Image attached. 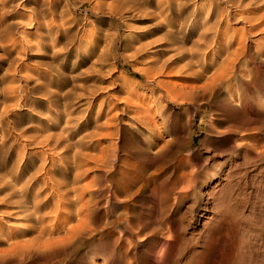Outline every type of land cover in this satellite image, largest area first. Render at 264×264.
Wrapping results in <instances>:
<instances>
[{"label": "rangeland", "instance_id": "1", "mask_svg": "<svg viewBox=\"0 0 264 264\" xmlns=\"http://www.w3.org/2000/svg\"><path fill=\"white\" fill-rule=\"evenodd\" d=\"M98 1L0 0V108L5 107L6 110L1 112L0 109V115H3L0 116V181L5 183L6 168L17 162L14 156L17 159L19 156L16 154L22 148L30 162L25 174H35L29 180L32 183L28 182L29 193L26 196L9 189L0 192V211L4 210L0 212V264H94L93 260L100 262L104 255L111 258L107 264L118 261V264H162L165 261V264H264V1ZM243 2L249 3L245 5ZM118 6L122 9L118 10ZM125 6L126 11L123 9ZM210 20L217 22L210 26ZM133 35L138 36L135 38ZM111 37L115 38L114 41ZM139 45L144 46L141 48L147 54ZM130 51L136 53L131 54ZM194 57H199V60L195 61ZM165 59L166 65L159 66L158 62ZM184 61H188V65ZM152 62L153 66L155 63L158 65V74L155 66L152 68ZM147 65L152 70L148 71ZM157 76L162 78L161 81ZM46 134L51 136L46 138ZM55 134L56 137L61 134L58 143L55 142ZM45 139H49L51 144L55 142L53 147L50 146L54 151L47 147L50 144L47 145ZM36 152H41L42 157ZM45 153L49 154L46 164L43 167L41 162L38 166L47 155ZM59 158L64 162L61 163ZM108 158L112 160L111 165ZM77 171L79 175L74 181ZM56 181L63 182L64 190L68 191L61 204H58V196L52 194L57 187ZM156 181L160 182L157 184ZM42 205L44 209L40 207ZM37 211L40 216L34 217ZM81 217H86L85 225ZM78 218L83 222L79 221L80 229L77 226L73 233ZM3 222L6 224L2 225ZM41 223L50 227L54 225L55 230L61 231L51 234L44 231L46 236L44 232L39 234ZM69 225L74 231L66 232ZM81 225L85 227L81 228ZM15 235H20L16 236V241L13 240ZM70 235L74 241L70 240L73 238ZM47 236L61 237V240L57 238V245L58 242L52 238L56 245L52 246V239L49 241ZM22 238L27 239L25 242L29 245L20 242ZM45 238L49 241H46L48 247L43 242ZM62 238H67L64 243ZM164 240L168 241L169 248L159 263L151 250L156 248L154 251H158ZM17 241L23 248L16 244ZM126 241L127 245H132L127 246ZM13 243L15 245L12 246ZM30 244L35 245L34 248ZM117 250L121 254L127 250V259L126 254L117 258ZM110 252L116 255L111 256Z\"/></svg>", "mask_w": 264, "mask_h": 264}, {"label": "bare ground", "instance_id": "2", "mask_svg": "<svg viewBox=\"0 0 264 264\" xmlns=\"http://www.w3.org/2000/svg\"><path fill=\"white\" fill-rule=\"evenodd\" d=\"M52 1H53V0H52ZM99 1H100V0H99ZM99 1H98V3H99ZM125 1L128 2V0H124V2H125ZM130 1H132V0H130ZM133 1H134V0H133ZM137 1H138V0H137ZM168 1H169V0H168ZM171 1H172V0H171ZM251 1H252V0H251ZM255 1H258V0H255ZM259 1H261V0H259ZM263 1H264V0H263ZM134 2L136 3V0H135ZM156 2H157V1H156ZM174 2H175V1H174ZM177 2H178V1H176V3H177ZM240 2H241V0H240ZM157 3H158V2H157ZM159 3H160V1H159ZM167 3H168V2H167ZM181 3H182V1H181ZM243 3L245 4V3H249V2H243ZM251 3H252V2H251ZM257 3H258V2H256V5H257ZM260 3H261V2H260ZM104 4H105V3H104ZM111 4H112V3H111ZM153 4H155V3H153ZM164 4H166V3H164ZM164 4H163V5H164ZM183 4H184V3H183ZM183 4H182V5H183ZM252 4H253V3H252ZM109 5H110V4H109ZM161 5H162V4H161ZM168 5H169V4H168ZM245 5H246V4H245ZM253 5H254V4H253ZM115 6H116V5H115ZM159 6H160V5H159ZM174 6H175V5H174ZM179 6H181V5H178L177 7H179ZM242 6H244V5H242ZM257 6H259V5H257ZM120 7H121V9H122V6H120ZM120 7L118 6V10H119ZM123 7H124V6H123ZM128 7H129V6H128ZM131 7H132V6H130V9H131ZM154 7H155V6H154ZM156 7H157V5H156ZM110 8H111V7H110ZM110 8H109V9H110ZM115 8H116V7H115ZM149 8L151 9V6H150ZM159 8H160V7H159ZM162 8H163V7H162ZM162 8H161V9H162ZM165 8H166V7H165ZM167 8H168V7H167ZM170 8H171V7H170ZM196 8H197V7H196ZM243 8H244V7H243ZM254 8H255V7H254ZM263 8H264V7H263ZM116 9H117V8H116ZM123 9L126 11V9H127L126 6H125V8H123ZM128 9H129V8H128ZM133 9H136V8H133ZM147 9H148V7H147ZM150 9H149V10H150ZM155 9H156V8H155ZM157 9H158V8H157ZM157 9H156V10H157ZM168 9H169V8H168ZM176 9H177V8H176ZM234 9H235V8H234ZM247 9H248V8H247ZM247 9H246V10H247ZM1 10H2V9H1ZM124 10H123V12H124ZM131 10H132V9H131ZM166 10H167V9H166ZM166 10H165V11H166ZM120 11H122V10H120ZM128 11H129V10H128ZM137 11H139V10H136V12H137ZM157 11H159V10H157ZM163 11H164V10H163ZM165 11H164V12H165ZM182 11H183V10H182ZM190 11H191V10H190ZM256 11H257V10H256ZM3 12H4V11H3ZM131 12H132V11H131ZM139 12H140V11H139ZM139 12H138V14H139ZM144 12H146V8H145V11H144ZM152 12H154V11H152ZM159 12H160V11H159ZM159 12H158L157 14H159ZM164 12H163V13H164ZM167 12H168V11H167ZM169 12H170V10H169ZM209 12H210V10H209ZM212 12H213V11H211V13H212ZM224 12H225V11H224ZM257 12H260V11H257ZM257 12H256V13H257ZM129 13H130V12H129ZM132 13H134V12H132ZM165 13H166V12H165ZM213 13H216V12L214 11ZM222 13H223V12H222ZM249 13H250V12H249ZM261 13H262V12H261ZM117 14H118V13H117ZM120 14H121V13H120ZM127 14H128V12H127ZM138 14H137V16H138ZM142 14H143V13H142ZM250 14H251V13H250ZM263 14H264V12H263ZM122 15H123V14H122ZM128 15H129V14H128ZM134 15H135V14H134ZM147 15H148V14H147ZM150 15H151V14H150ZM152 15H153V13H152ZM154 15H155V14H154ZM154 15H153V16H154ZM159 15H160V14H159ZM207 15H208V14H207ZM254 15H255V14H254V12H253V16H254ZM258 15H259V14H258ZM117 16H119V15H117ZM130 16H131V14H130ZM148 16H149V15H148ZM211 16H212V15H211ZM218 16H219V15H218ZM260 16H261V15H260ZM128 17H129V16H128ZM143 17H145V16H143ZM156 17H157V16H156ZM209 17H210V15H209ZM213 17H214V16H213ZM216 17H217V16H216ZM255 17H256V15H255ZM258 17H259V16H258ZM123 18H124V17H123ZM130 18H131V17H130ZM146 18H147V17H146ZM152 18H153V17H152ZM158 18H159V17H158ZM248 18H250V16H249ZM131 19H132V18H131ZM138 19H139V18H138ZM159 19H160V18H159ZM159 19H156V21L159 20ZM213 19H214V18H213ZM225 19H226V18H225ZM32 20H33V19H32ZM32 20H31V21H32ZM125 20H126V19H125ZM148 20H149V19H148ZM150 20H152V19H150ZM165 20H166V19H165ZM167 20H168V19H167ZM208 20H209V18H208ZM214 20H215V19H214ZM221 20H222V19H221ZM123 21H124V20H123ZM132 21H133V20H132ZM170 21H171V19H170ZM210 21H211V20H210ZM219 21H220V20H219ZM225 21H226V20H225ZM228 21H230V20H228ZM231 21H232V19H231ZM231 21H230V22H231ZM124 22H126V21H124ZM127 22H128V20H127ZM143 22H144V21H143ZM154 22H155V21H154ZM157 22H158V21H157ZM216 22H217V21H216ZM216 22H215V23H216ZM230 22H229V23H230ZM28 23H29V22H28ZM129 23H130V22H129ZM129 23H127V24H129ZM150 23H151V22H150ZM150 23H149V24H150ZM212 23H214V22L211 21L210 26H212ZM215 23H214V24H215ZM218 23H219V22H218ZM224 23H225V22H224ZM253 23H254V22H253ZM34 24H35V23H34ZM132 24H133V22H132ZM145 24H146V23H145ZM145 24H144V25H145ZM149 24H147L148 27H149ZM151 24H152V23H151ZM154 24H156V22H155ZM154 24H153V25H154ZM160 24H161V23H160ZM163 24H164V23H163ZM30 25H32V24H30ZM36 25H37V24H36ZM42 25H43V24H42ZM255 25H256V24H255ZM46 26L48 27L49 25L46 24ZM129 26H131V25H128V27H129ZM132 26L134 27V25H132ZM154 26H155V25H154ZM161 26H162V25H161ZM252 26H253V25H252ZM36 27H37V26H36ZM41 27H42V26H41ZM44 27H45V26H44ZM150 27H151V26H150ZM150 27H149V28H150ZM45 28H46V27H45ZM130 28H131V27H130ZM137 28H138V27H137ZM137 28H136V29H137ZM139 28H141V27H139ZM153 28H154V27H153ZM157 28H159V27H157ZM160 28H161V27H160ZM163 28H164V27H163ZM163 28H161V29H163ZM165 28H166V27H165ZM208 28H210L209 25H208ZM252 28H253V27H252ZM252 28H251V30H252ZM36 29H38V28H36ZM46 29H47V28H46ZM133 29H134V28H133ZM143 29H144V27H143ZM167 29H168V28H167ZM206 29H207V28H206ZM130 30H131V29H130ZM150 30H151V28H150ZM38 31H39V30H38ZM45 31H46V30H45ZM48 31H50V30H48ZM152 31H153V30H152ZM249 31H250V30H249ZM254 31H256V29H254L253 32H254ZM50 32H51V31H50ZM50 32H49V33H50ZM146 32H148V31H146ZM218 32H219V31H218ZM47 33H48V32H47ZM102 33L104 34V32H102ZM254 33H255V32H254ZM51 34H52V33H51ZM103 34H101V35H103ZM133 34H134V33H133ZM152 34L154 35V33H152ZM215 34H216V33H215ZM217 34H218V33H217ZM249 34H250V33H249ZM85 35H86V34H85ZM142 35H143V34H142ZM146 35H147V34H146ZM150 35H151V34H150ZM166 35H167V34H166ZM219 35H221V34H219ZM131 36H132V35H131ZM133 36H134V35H133ZM135 36H136V35H135ZM135 36H134V37H135ZM137 36H138V35H137ZM137 36H136V37H137ZM143 36H144V35H143ZM136 37H135V38H136ZM152 37H153V36H152ZM212 37H213V35H212ZM103 38H104V37H103ZM105 38H106V36H105ZM111 38H112V37H111ZM113 38H114V37H113ZM113 38H112V39H113ZM132 38H133V37H132ZM138 38H139V37H138ZM138 38H137L136 40H138ZM144 38H145V37H144ZM238 38H239V37H238ZM262 38H263V37H262ZM112 39H111V41H112ZM114 39H115V38H114ZM114 39H113V41H114ZM116 39H117V38H116ZM129 39H130V38H129ZM140 39H142V38H140ZM260 39H261V38H260ZM260 39H259V41H261ZM94 40H95V39H94ZM97 40H98V39H97ZM97 40H96V41H97ZM148 40H150V39L147 38V41H148ZM151 40H153V38H151ZM159 40H160V39H158V41H159ZM100 41H101V40H100ZM105 41H106V40H105ZM109 41H110V40H109ZM130 41H131V40H130ZM142 41H144V39H143ZM145 41H146V40H145ZM154 41H156V39H155ZM154 41H152V42H154ZM92 42H93V41H92ZM97 42H98V41H97ZM97 42L95 43V46H96ZM107 42H108V41H107ZM115 42H117V41H115ZM131 42H132V41H131ZM133 42H134V41H133ZM149 42H150V41H149ZM149 42H148V43H149ZM245 42H246V41H245ZM251 42H252V41H251ZM62 43H63V42H62ZM113 43H114V42H113ZM141 43H143V42H141ZM246 43H247V42H246ZM256 43H257V42H256ZM262 43H263V42H262ZM104 44H105V42H104ZM132 44H133V43H132ZM137 44H138V43H137ZM137 44H135V45L137 46ZM139 44H140V43H139ZM149 44L151 45V42H150ZM149 44H147V42H146V47H147ZM249 44H250V43H249ZM258 44H259V43H258ZM258 44H255V45H258ZM263 44H264V43H263ZM89 45H90V44H89ZM107 45H108V44H107ZM128 45H129V44H128ZM133 45H134V44H133ZM133 45H132V46H133ZM140 45H141V44H140ZM140 45H139V46H140ZM143 45H144V43H143ZM143 45L140 46L139 48L142 49L141 47H144ZM161 45H162V44H161ZM235 45H236V44H235ZM245 45H246V44H245ZM93 46H94V45H93ZM105 46H106V44H105ZM105 46H104V47H105ZM132 46H130V47H132ZM156 46H157V45H156ZM22 47H23V46H22ZM89 47H91V46H89ZM158 47H159V46H158ZM251 47H252V46H251ZM258 47H259V46H258ZM261 47H262V46H261ZM133 48H134V46H133ZM135 48H136V47H135ZM147 48H148V47H147ZM87 49H88V48H87ZM115 49H116V48H115ZM126 49H127V48H126ZM128 49H129V48H128ZM130 49H131V48H130ZM140 49H138V50H140ZM148 49H149V48H148ZM151 49H152V48H151ZM154 49H155V47H154ZM258 49H259V48H258ZM104 50H105V49H104ZM132 50H133V51L135 50L136 52H138L136 49H132ZM132 50H131V51H132ZM146 50H147V49H146ZM161 50H162V47H161ZM71 51H73V50H71ZM78 51H79V50H78ZM101 51H102V50H101ZM131 51H130V52H131ZM142 51L146 52V51L144 50V48L142 49ZM147 51H148V50H147ZM149 51H150V50H149ZM149 51H148V52H149ZM75 52H76V50H75ZM103 52H104V51H103ZM136 52H135V53H136ZM160 52H162V51H160ZM259 52H260V51H259ZM78 53H79V52H78ZM82 53H83V52H82ZM132 53H134V52H131V54H132ZM135 53H134V54H135ZM149 53H150V52H149ZM153 53H154V51H153ZM157 53H158V51H157ZM162 53H163V52H162ZM86 54H87V53H86ZM101 54H102V53H101ZM103 54H104V53H103ZM131 54H130V55H131ZM139 54H140V53H139ZM146 54H147V52H146ZM75 55H76V54H75ZM78 55H80V54H78ZM144 55H145V54H144ZM168 55H169V54H168ZM168 55H167V57H168ZM173 55H174V54H173ZM173 55H171V56L173 57ZM201 55H202V54L200 53V56H201ZM72 56H73V55H72ZM102 56H103V55H102ZM102 56H101V57H102ZM114 56H115V55H114ZM132 56L134 57L135 55H132ZM157 56H158V55H157ZM157 56H156V57L153 56V57L158 58ZM163 56H164V55H163ZM69 57H70V56H69ZM75 57H76V56H75ZM138 57H139V56H138ZM144 57H145V56H144ZM144 57H143L142 59H144ZM148 57H150V56H148ZM161 57H162V56H161ZM165 57H166V55H165ZM167 57H166V58H167ZM202 57H203V56H202ZM99 58H100V56H99ZM150 58H152V56H151ZM150 58H148V59H150ZM159 58H160V57H159ZM169 58H170V57H169ZM184 58H185V57H184ZM184 58H183V59H184ZM194 58H195V57H194ZM136 59H137V58H136ZM138 59H139V58H138ZM145 59H146V58H145ZM152 59H153V58H152ZM171 59H172V58H171ZM191 59H193V57H192ZM195 59H197V60H195V61H198V60H199V57H198V58H195ZM204 59H205V57H204ZM206 59H207V58H206ZM72 60H73V59H72ZM75 60H76V59H75ZM99 60H101V59H99ZM139 60H141V59H139ZM160 60H161V58H160ZM160 60H159V61H160ZM179 60H180V59H179ZM188 60H189V59H188ZM200 60H202V59H200ZM53 61H54V60H53ZM141 61H142V60H141ZM144 61H145V60H144ZM144 61H143V63H144ZM162 61H163V60H162ZM75 62H76V61H75ZM75 62H72V63L75 64ZM149 62H151V61H149ZM153 62H157V61H153ZM153 62H152V66H153ZM184 62H185V61H184ZM190 62H191V61H190ZM200 62H201V61H200ZM203 62H205V60H203ZM166 63H167V59H165L162 63L158 62V65H159V66H160V65H161V66L163 65V67H164V66L166 65ZM170 63H172V62H170ZM176 63H177V62H176ZM180 63H181V62H180ZM185 63H186V62H185ZM187 63H188V61H187ZM187 63H186V64H187ZM193 63H194V62H193ZM144 64H145V63H144ZM147 64H148V63H147ZM155 64H156V63H155ZM155 64H154V66H155ZM168 64H169V62H168ZM182 64H183V63H182ZM196 64H197V63H196ZM150 65H151V64H150ZM158 65H156V66H158ZM169 65H170V64H169ZM187 65H188V64H187ZM217 65H218V64H217ZM147 66H149V65H147ZM154 66H153L152 68H154ZM156 66H155V69H154V70H158V69L156 68ZM192 66H193V64H192ZM192 66H191V67H192ZM145 67H146V66H144V68H145ZM167 67H168V66H167ZM144 68H143V69H144ZM149 68H150V66H149ZM160 68H161V67H159V69H160ZM169 68H170V66H169ZM174 68H175V67H174ZM174 68H172V70H173ZM176 68H177V67H176ZM163 69H164V68H163ZM218 69H219V67H218ZM218 69H217V67H216V70H218ZM147 70L149 71V70H152V69L150 68V69H147ZM172 70H171V71H172ZM219 70H220V69H219ZM167 71H168V70H167ZM185 71H186V70H185ZM150 72H151V71H150ZM152 72H153V71H152ZM158 72H159V70L157 71V74H158ZM164 72H165V70H164ZM169 72H170V71H169ZM198 72H199V71H198ZM213 72H214V71H213ZM215 72H217V71H215ZM154 73H155V72H154ZM160 73H161V71H160ZM199 73H200V72H199ZM217 73H218V72H217ZM165 74H166V73H165ZM218 74H219V73H218ZM221 74H222V73H221ZM160 75H161V74H160ZM162 75H163V74H162ZM162 75H161V76H162ZM152 76L154 77V75H152ZM155 76H156V73H155ZM193 76H194V75H193ZM198 76H199V75H198ZM221 76H222V75H221ZM221 76H220V77H221ZM195 77H196V76H195ZM206 77H208V76H206ZM210 77H211V75H210ZM220 77H218L217 80H219ZM148 78H149V77H148ZM156 78H159V76H157ZM198 78H199V77H198ZM201 78H202V77H201ZM208 78H209V77H208ZM208 78H207V80H206V78H205L206 82H207V81H210ZM216 78H217V77H216ZM154 79H155V78H154ZM160 79H162V78H159V80H160ZM213 79H215V78H213ZM41 80H42V79H41ZM159 80H158V81H159ZM196 80H197V78H196ZM202 80H203V78H202ZM42 81H43V80H42ZM158 81H157V82H158ZM160 81H161V80H160ZM163 81H165V80H163ZM167 81H168V80H167ZM150 82H151V81H150ZM189 82H191V81H189ZM199 82H200V81H199ZM212 82H213V81H212ZM216 82H217V81H216ZM151 83H152V82H151ZM159 83H160V82H159ZM167 83H168V82H167ZM175 83H176V82H175ZM209 83H211V81H210ZM217 83H220V82H217ZM163 84H164V83H163ZM172 84H173V83H172ZM178 84H179V83H178ZM192 84H193V83H191V85H192ZM195 84H196V83H195ZM198 84H199V83H198ZM203 84H204V83H203ZM215 84H216V83H215ZM220 84H221V83H220ZM176 85H177V83H176ZM199 85H200V84H199ZM199 85H197L198 88L200 87ZM212 85H214V83H213ZM216 85H217V84H216ZM153 86H154V85H153ZM157 86H158V84H157ZM164 86H165V85H164ZM174 86H175V85H174ZM178 86H180V84H179ZM201 86H203V85H201ZM159 87H160V84H159ZM159 87H158V88H159ZM167 87H168V86H167ZM167 87H166V88H167ZM193 87H194V84H193ZM195 87H196V86H195ZM161 88H162V86H161ZM176 88H177V87H176ZM191 88H192V87H191ZM200 88H201V87H200ZM202 88H203V87H202ZM206 88H207V86H206ZM0 89H1V88H0ZM4 89H5V88H4ZM4 89H3V90H4ZM46 89H48V88H46ZM164 89H165V88H164ZM169 89H171V88H169ZM194 89H195V88H194ZM211 89H212V88H211ZM44 90H45V89H44ZM48 90H49V89H48ZM50 90H51V89H50ZM53 90H54V89H52L51 91H53ZM157 90H158V89H157ZM165 90H166V89H165ZM165 90H164V91H165ZM177 90H178V89H177ZM179 90H180V89H179ZM200 90H202V89H200ZM0 91H1V90H0ZM4 91H5V90H4ZM55 91L57 92V91H59V90H56V89H55ZM158 91H159V90H158ZM162 91H163V90H162ZM162 91H161V92H162ZM164 91H163V92H164ZM167 91H168V89H167ZM167 91H166V94H168ZM180 91H181V90H180ZM182 91H183V90H182ZM182 91H181V92H182ZM191 91H192V90H191ZM210 91H211V90H210ZM1 92H2V91H1ZM69 92H70V91H69ZM69 92H68V95H69ZM156 92H157V91H156ZM159 92H160V91H159ZM163 92H162V95H163ZM170 92H172V90H171ZM208 92H209V91H208ZM46 94H47V92H46ZM157 94H158V92H157ZM157 94H156V95H157ZM1 95H2V94H1ZM44 95H45V91H44ZM49 95H50V94H49ZM51 95H52V94H51ZM56 95H57V94H56ZM58 95H59V92H58ZM60 95H61V91H60ZM62 95H63V94H62ZM62 95H61V96H62ZM170 95H171V94H170ZM189 95H190V94H189ZM193 95H194V94H193ZM195 95H196V94H195ZM215 95H216V94H215ZM4 96H5V95H4ZM6 96H7V95H6ZM171 96H172V95H171ZM174 96H177V95H174ZM213 96H214V95H213ZM213 96H212V97H213ZM69 97H70V96H69ZM151 97H152V96H151ZM187 97H188V96H187ZM3 98H4V97H3ZM56 98H57V97H56ZM161 98H162V96H161ZM62 99H63V98H62ZM5 100H6V99H5ZM58 100H59V97H58ZM64 100H65V99H64ZM68 100H69V99H68ZM160 100H161V99H160ZM18 101H19V100H18ZM18 101H16V102L18 103ZM49 101H50V100H49ZM62 101H63V100H62ZM57 102H58V101H57ZM60 102H61V101H60ZM244 102H245V101H244ZM52 103H54V102H52ZM62 103H64V102H62ZM54 105H55V104H54ZM60 105H61V104H60ZM2 106H3V105H2ZM15 106H17V105L15 104ZM52 106H53V105H52ZM9 107H12V106H9ZM4 108H5V107H4ZM4 108H2L3 111L5 110ZM63 108H65V107L63 106ZM75 108H76V107H75ZM0 109H1V108H0ZM2 109H1V112H2ZM61 109H62V108H61ZM8 110H10V109L8 108ZM67 110H69V109L67 108ZM137 110H138V109H137ZM5 111H6V110H5ZM50 111H52V110H50ZM147 112H148V111H147ZM54 113H55V112H54ZM61 113H62V112H61ZM65 113H66V112H65ZM1 114H2V113H1ZM46 114H47V113H46ZM68 114H69V113H68ZM6 115H7V114H6ZM51 115H52V114H51ZM60 115H61V114H60ZM0 116L3 117V115H0ZM49 116H50V115L48 114V117H49ZM53 116H54V115H53ZM57 116H58V114H57ZM69 116H70V114H69ZM69 116H67V117L69 118ZM64 117H65V115H64ZM67 117H66V118H67ZM144 117H145V116H144ZM145 118H146V117H145ZM63 119H64V118H63ZM76 119H77V118H76ZM73 120H74V122H76L75 119H73ZM64 121H65V120H64ZM77 121H78V120H77ZM67 122H69V121H67ZM49 123H50V122H49ZM65 123H66V122H65ZM106 123H107V120H106ZM41 124H42V122H41ZM43 124H44V123H43ZM60 124H61V123H60ZM66 124H67V123H66ZM37 125H38V124H37ZM49 125H50V124H49ZM68 125H69V124H68ZM74 125H75V124H74ZM38 126H40V125H38ZM47 126H48V125H47ZM60 126H61V125H60ZM66 126H67V125H66ZM93 126H94V125H93ZM69 127H70V126H69ZM38 128H39V127H38ZM67 128H68V127H67ZM73 128H74V127H73ZM78 128H79V127H78ZM39 129H43V128H39ZM55 129H56V128H55ZM63 129H64V127H63ZM43 130H44V129H43ZM60 130H61V129H60ZM40 131H41V130H40ZM45 132H47V131H45ZM54 132H55V131H54ZM37 133H38V132H37ZM47 133H49V132H47ZM61 133H62V132H61ZM57 134H58V132H57ZM100 134H101V133H100ZM44 135H45V134H44ZM46 135H47V134H46ZM49 135H50V134H49ZM49 135H47L46 138H48ZM52 135H53V134H52ZM64 135H65V134H64ZM66 135H67V134H66ZM66 135H65V137H66ZM50 136H51V135H50ZM60 136H61V134H60ZM60 136L57 135V137H56V134H55V138H54V139H55V142H57L60 138H62V137H60ZM80 136H81V135H80ZM33 137H35V136H33ZM43 137H44V136H43ZM40 138H41V136H40ZM40 138H39V140H38L39 142H40ZM50 138H51V137H50ZM76 139H78V138H76ZM43 140H44V139H43ZM45 140H47V141H46V144H47V145L50 144L49 146H47V145H46V146L49 147V149H52V150H53L54 148H52V147H53L52 145H53L55 142H52V144H51V141H50L49 139H45ZM51 140H52V139H51ZM62 140H63V139H62ZM81 140H82V139H81ZM83 140H84V139H83ZM38 141H37V142H38ZM74 141H75V140H74ZM4 142H5V141H4ZM24 142H25V141H24ZM39 142H38V143H39ZM43 142H44V141H43ZM68 142H69V140H68ZM71 142H72V141H71ZM79 142H80V141H79ZM1 143H2V141H1ZM44 143H45V142H44ZM57 143H58V142H57ZM2 144H3V143H2ZM20 144H21V143H20ZM41 144H42V146H43V143H41ZM113 144H114V143H113ZM22 145H23V144H22ZM22 145H19V146L21 147ZM62 145H63V144H62ZM68 145H69V144H68ZM3 146H4V144H3ZM3 146H2V147H3ZM50 146H52V147H50ZM65 146H66V143H65ZM110 146H112V145H110ZM110 146H109V147H110ZM0 147H1V146H0ZM9 147H10V146H9ZM23 147H25V149H27V148H26V145H24ZM45 148H46V147H45ZM45 148H44V149H45ZM57 148H58V147H57ZM2 149H4V148H2ZM5 149H7V148H5ZM18 149H20V148H18ZM22 149H24V148H22ZM22 149L20 150V152L23 151ZM60 149H61V148H60ZM62 149H63V148H62ZM67 149H68V148H67ZM102 149H103V148H102ZM110 149H111V148H110ZM160 149H161V148H160ZM0 150H1V149H0ZM16 150H17V149H16ZM46 150H47V148H46ZM46 150H45V151H46ZM57 150H59V149H57ZM57 150H56V151H57ZM79 150H80V149H79ZM79 150H76V151L78 152ZM114 150H115V149H114ZM158 150H159V149H158ZM2 151H3V150H2ZM18 151H19V150H18ZM18 151H17V152H18ZM25 151H26V150H25ZM38 151H39V149H38ZM41 151H42V149H41ZM53 151H54V150H53ZM53 151H52V153H53ZM81 151H82V150H81ZM81 151H80V152H81ZM0 152H1V151H0ZM17 152H16V153H17ZM20 152H18V153L20 154ZM23 152H24V151H23ZM31 152H32V151H31ZM46 152H47V151H46ZM74 152H75V151H74ZM80 152H79V153H80ZM102 152L104 153V151H102ZM1 153H2V152H1ZM5 153H6V152H5ZM18 153L16 154V157L19 156V157H17V159H16L15 156H14V159L17 160V162H16V163H13V162H12V164H10L9 166H7V168H6V172H7L8 174H6V175L4 176V177H6V181H5V183H3V181H2V183H3V184H2L1 181H0V192H1L3 189H9L10 191H11V190H14V191H16L19 195H21L22 197H24V196H26V195L29 193V185H30L29 183H32V182L29 181V180H30L31 178H33L35 174H34V173H31V172H28V175L25 174V173H26L25 170H27V168H28V163H30V162H28V158L25 156V152H24L23 154H20V155H18ZM36 153H37V152H36ZM38 153H40V158H41V157H42L41 155L44 154V151L42 152V154H41V152H38ZM38 153H37V154H38ZM59 153H60V152H59ZM106 153H107V152H106ZM109 153H110V152H109ZM114 153H115V152H114ZM26 154H27V153H26ZM30 154H31V153H30ZM45 154H47V155H44L45 157H44L43 159H41L42 161H40L39 164H38V163H34V164H38V166H40V164H41V162H42L41 165L44 167V164H46L45 162L47 161V159H48V157H49V154H48V153H45ZM53 154H54V153H53ZM55 154H56V153H55ZM57 154H58V153H57ZM82 154H83V152H82ZM111 154H113V153H111ZM156 154H157V153H156ZM2 155H3V154H2ZM6 155H7V154H6ZM8 155H9V154H8ZM51 155H52V154H51ZM61 155H62V154H61ZM61 155H60V156H61ZM66 155H67V154H66ZM72 155H74V154H72ZM102 155H103V154H102ZM102 155H101V160L104 161V158L102 157ZM105 155H106V154H105ZM115 155H116V154H115ZM183 155H184V154H183ZM3 156H4V155H3ZM9 156H10V155H9ZM11 156H12V155H11ZM38 156H39V155H38ZM64 156H65V155H64ZM166 156H167V155H166ZM1 157H2V156H1ZM31 157H32V156H31ZM57 157H59V156H57ZM72 157H73V156H72ZM74 157H76V156H74ZM74 157H73V158H74ZM83 157H84V155H83ZM106 157H107V156H106ZM115 157H116V156H115ZM115 157H114V159H115ZM160 157H161V156H160ZM164 157H165V156H164ZM3 158H4V157H3ZM80 158H81V157H80ZM99 158H100V157H99ZM102 158H103V159H102ZM110 158H111V156H110ZM112 158H113V157H112ZM156 158H157V157H156ZM32 159H33V158H32ZM56 159L58 160V158H56ZM60 159H61V158H59V161H60ZM78 159H79V158H78ZM108 159H109V158H108ZM154 159H155V158H154ZM160 159H161V158H160ZM180 159H181V158H180ZM0 160H1V159H0ZM4 160H5V159H4ZM33 160H34V159H33ZM52 160H53V158L51 159V161H52ZM73 160H74V159H73ZM109 160H110V159H109ZM109 160H108V161H109ZM137 160H138V159H137ZM164 160H165V158H164ZM164 160H162V161H164ZM8 161H11V160H8ZM31 161H32V160H31ZM49 161H50V160H49ZM53 161H54V160H53ZM111 161H112V160H110V162H108V163H110V165H111ZM114 161H115V160H114ZM116 161H117V159H116ZM138 161H139V160H138ZM158 161H159V160H158ZM33 162H34V161H33ZM60 162H61V161H60ZM60 162H59L58 164H60ZM63 162H64V161H62L61 163H63ZM71 162H72V161H71ZM164 162H165V161H164ZM172 162H173V161H172ZM6 163H7V162H6ZM10 163H11V162H10ZM31 163H32V162H31ZM52 163H53V162H52ZM74 163H75V162H74ZM74 163H73V164H74ZM132 163H133V162H132ZM132 163H130V164L134 166V164H135V160H134V164H132ZM155 163H156V162H155ZM159 163H160V162H159ZM3 164H4V163H3ZM34 164H33V165H34ZM115 164H116V163H115ZM143 164H144V163H143ZM153 164H154V163H153ZM164 164H166V163H164ZM5 165H6V164H5ZM31 165H32V164H31ZM31 165H29V166H31ZM69 165H70V164H69ZM140 165H141V164H140ZM149 165H150V163H149ZM159 165H160V164H159ZM159 165H157V166H159ZM161 165H162V164H161ZM0 166H1V165H0ZM60 166H61V165H60ZM64 166H65V165H64ZM114 166H115V165H114ZM157 166H156V168H157ZM33 167H34V166H33ZM35 167H36V166H35ZM50 167H51V166H50ZM75 167H76V166H75ZM82 167H83V166H82ZM118 167H119V166H118ZM152 167H153V166H152ZM176 167H177V166H176ZM184 167H185V166H184ZM37 168H39V167H37ZM51 168H52V167H51ZM61 168H62V167H61ZM63 168H64V167H63ZM65 168H66V167H65ZM79 168H81V167H79ZM120 168H121V166H120ZM35 169H36V168H35ZM46 169H48V168H46ZM46 169H45V170H46ZM66 169H67V168H66ZM73 169H74V168H73ZM134 169H135V168H134ZM183 169H184V168H183ZM183 169H182V171H184ZM29 170H31V169H29ZM29 170H28V171H29ZM41 170H43V168L40 169V171H41ZM125 170H126V169H125ZM162 170H163V169H162ZM175 170H176V169H175ZM180 170H181V169H180ZM53 171H54V170H53ZM59 171H60V170H59ZM132 171H133V170H132ZM146 171H147V170H146ZM158 171H159V170H158ZM166 171H167V170H166ZM185 171H186V170H185ZM188 171H190V170H188ZM0 172H2V171H0ZM33 172H35V171H33ZM37 172L39 173V171H37ZM62 172H63V171H62ZM62 172H61V173H62ZM127 172H128V171H127ZM163 172H164V171H163ZM163 172H162V174H163ZM3 173H5V171H4ZM45 173H46V172H45ZM48 173H49V172H48ZM61 173H60V174H61ZM66 173H67V172H66ZM66 173H65V174H66ZM123 173H124V172H123ZM125 173H126V171H125ZM153 173H154V171H153ZM153 173H152V174H153ZM169 173H171V172H169ZM174 173H175V172H174ZM178 173H179V172H178ZM185 173L187 174V172H185ZM43 174H44V173H43ZM63 174H64V173H63ZM147 174H148V173H146V176H147ZM149 174H150V173H149ZM164 174H165V173H164ZM166 174H167V173H166ZM25 175H26V176H25ZM44 175H45V174H44ZM78 175H79V171L75 172V174H74V179H73L74 181H75L76 178H78V177H77ZM121 175H122V174H121ZM130 175H132V174H130ZM133 175H134V174H133ZM181 175H182V174H181ZM184 175H185V174H184ZM24 176H25V177H24ZM37 176H38V174H37ZM62 176H63V175H62ZM146 176H145V177H146ZM164 176H165V175H164ZM166 176H167V175H166ZM176 176H177V175H176ZM42 177H43V176H42ZM42 177H41V178H42ZM52 177H53V175H52ZM56 177H57V176H56ZM59 177H60V176H59ZM128 177H129V176H128ZM153 177H154V176H153ZM155 177H156V176H155ZM60 178H61V177H60ZM63 178H65V177H63ZM137 178H138V177H137ZM158 178H159V176H158ZM160 178H162V176H161ZM163 178H165V177H163ZM172 178H173V177H172ZM186 178H187V177H186ZM0 179H2V178H0ZM46 179H47V178H46ZM126 179H127V178H126ZM140 179H141V178H140ZM178 179H179V177H178ZM183 179H184V178H183ZM183 179H182V180H183ZM37 180H38V179H37ZM51 180H53V179H51ZM51 180H50V181H51ZM56 180H57V179H56ZM65 180H66V179H65ZM156 180H157V179H156ZM161 180H162V179H161ZM174 180H176V179H174ZM179 180H180V179H179ZM44 181H45V179H44ZM48 181H49V180H48ZM48 181H47V182H48ZM144 181H145V180H144ZM169 181H170V180H169ZM172 181H173V179H172ZM28 182H29V183H28ZM37 182L40 183V184L43 183V182H39V181H37ZM126 182H127V180H126ZM132 182H133V181H132ZM153 182H154V180H153ZM153 182H152V183H153ZM156 182H157V184H158V182H160V181H156ZM162 182H164V181H162ZM162 182H161V183H162ZM173 182H174V181H173ZM173 182H172V183H173ZM179 182H180V181H179ZM45 183H46V182H45ZM49 183H50V182H48V184H49ZM56 183H57V187H56L55 189H53V190L51 189V190H52V194H53L54 196H56V195L58 196V198H57V200H58V204H61V201H64V198H65L66 194L68 193V191H67V190H64V187H63V186H64V183H63V182H61V181L57 182V181H56ZM76 183H78V182H76ZM130 183H131V182H130ZM143 183H144V182H143ZM149 183H150V182H149ZM161 183H160V184H161ZM168 183H169V182H168ZM51 184H52V183H51ZM70 184H71V186H72V182H71ZM74 184H75V183H74ZM74 184H73V185H74ZM128 184H129V183H128ZM132 184H133V183H132ZM138 184H139V183H138ZM146 184H147V182H146ZM154 184H155V183H154ZM176 184H177V183H176ZM181 184H183V183H181ZM192 184H193V183H192ZM46 185H47V184H46ZM65 185H66V184H65ZM79 185H80V184H79ZM82 185H83V184H82ZM82 185H81V186H82ZM139 185H140V184H139ZM150 185H151V184H150ZM163 185H164V184H163ZM166 185H167V184H166ZM32 186H33V185H32ZM38 186H39V185H38ZM41 186H42V185H41ZM44 186H45V185H44ZM49 186H51V185L49 184ZM53 186H54V184H53ZM53 186H52V187H53ZM69 186H70V185H69ZM71 186H70V187H71ZM74 186H76V185H74ZM74 186H73V187H74ZM77 186H78V184H77ZM85 186H86V185H85ZM128 186H129V185H128ZM128 186H127V187H128ZM137 186H138V185H137ZM140 186H142V184H141ZM158 186H159V185H158ZM169 186H170V185H169ZM35 187H36V186H35ZM46 187H47V186H46ZM65 187H66V186H65ZM67 187H68V186H67ZM156 187H157V186H156ZM160 187H161V186H160ZM167 187H168V186H167ZM36 188H37V187H36ZM47 188H48V187H47ZM81 188L83 189L84 186H82ZM81 188H80V189H81ZM125 188H126V187H125ZM175 188H176V186H175ZM41 189H42V188H41ZM73 189H74V188H72L71 192L73 191ZM82 189H81V190H82ZM144 189H145V188H144ZM154 189H155V185H154ZM159 189H160V188H159ZM164 189H165V188H164ZM176 189H177V188H176ZM179 189H180V188H179ZM30 190L33 191V189H30ZM47 190H48V189H47ZM47 190H46V191H47ZM68 190H69V189H68ZM81 190H80V191H81ZM129 190H130V189H129ZM149 190H150V188H149ZM39 191H40V190H39ZM75 191H76V190H74V192H75ZM124 191H125V190H124ZM133 191H134V188H133ZM158 191H162V190H158ZM177 191H178V190H177ZM34 192H35V191H34ZM34 192H33V193H34ZM47 192H48V191H47ZM125 192H127V190H126ZM130 192H131V190H130ZM150 192H151V190H150ZM3 193H5V192L3 191ZM17 193H16V194H17ZM31 193H32V192H31ZM31 193H30V194H31ZM41 193H42V192H41ZM44 193H46V192H44ZM78 193H79V192H78ZM80 193H81V192H80ZM153 193H154V192H153ZM155 193H156V192H155ZM166 193H167V192H166ZM7 194H8V193H7ZM7 194H6V195H7ZM38 194H39V196H41L40 193H38ZM49 194H50V193H49ZM76 194H77V193H76ZM76 194H75V195H76ZM82 194L84 195L83 191H82ZM163 194H164V193H163ZM3 195H4V194H3ZM6 195H5V196H6ZM11 195H12V194H11ZM11 195H10V196H11ZM31 195H32V194H31ZM35 195H36V194H35ZM35 195H34V196H35ZM75 195H73V196L75 197ZM153 195H154V194H153ZM5 196H4V197H5ZM8 196H9V195H8ZM21 196H20V197H21ZM42 196H43V194H42ZM48 196H49V195H48ZM48 196H47V197H48ZM54 196H53V197H54ZM154 196H155V195H154ZM156 196H157V195H156ZM0 197H2V196H0ZM6 197H7V196H6ZM16 197H17V195H16ZM70 197H71V196H70ZM74 197H72V198L74 199ZM79 197H82V196L79 195ZM158 197H159V195H158ZM25 198H26V197H25ZM27 198H28V197H27ZM72 198H70V199H72ZM77 198H78V197H77ZM155 198H156V197H155ZM1 199H2V198H1ZM6 199H7V198H6ZM12 199H13V198H12ZM65 199H66V198H65ZM79 199H80V198H79ZM84 199H85V197H84ZM157 199H159V198H157ZM19 200H21V199L19 198ZM47 200H48V199H47ZM53 200H54V199H53ZM88 200H89V199H88ZM10 201H11V200H10ZM21 201H22V200H21ZM27 201H28V199H27ZM38 201H39V200H38ZM49 201H50V200H48L47 202H49ZM80 201H81V199H80ZM80 201H79V202H80ZM160 201H161V200H160ZM33 202H34V201H33ZM45 202H46V201H45ZM50 202H51V201H50ZM56 202H57V201H56ZM68 202H69V201H68ZM76 202H77V201H76ZM83 202H84V201H83ZM86 202H88V201H86ZM86 202H85V203H86ZM156 202H157V201H156ZM8 203H9V202H8ZM22 203H23V202H22ZM36 203H37V202H36ZM41 203H42V202H41ZM53 203H54V202H52V204H53ZM66 203H67V201H66ZM80 203H81V202H80ZM80 203H79V204H80ZM85 203H82V205H84ZM14 204H16V203H14ZM45 204H46V206H47V203H45ZM55 204H56V203H55ZM58 204H57V205H58ZM74 204H75V202H74ZM76 204H77V203H76ZM87 204H88V203H87ZM20 205H21V204H20ZM29 205H30V204H29ZM53 205H54V204H53ZM53 205H52V207H53ZM63 205H65V204H63ZM77 205H78V204H77ZM80 205H81V204H80ZM157 205H158V204H157ZM16 206H17V205H16ZM16 206H15V207H16ZM27 206H28V205H27ZM27 206H26V207H27ZM31 206H32V205H31ZM49 206H50V205H49ZM78 206H79V205H78ZM85 206H86V205H85ZM85 206H84V209H87V208H85ZM89 206H90V205H89ZM126 206H127V205H126ZM10 207H11V206H10ZM40 207L43 208V205L40 206ZM70 207H71V205H70ZM73 207H74V206H73ZM90 207H91V206H90ZM90 207H89V208H90ZM3 208H4V207H2V209H3ZM18 208H19V207H18ZM18 208H17V209H18ZM20 208H21V207H20ZM35 208H36V207H35ZM46 208H47V207H46ZM49 208H50V207H49ZM49 208H48V210H49ZM74 208H75V207H74ZM77 208H78V207H77ZM80 208H81V207H80ZM82 208H83V207H82ZM7 209H8V208H7ZM15 209H16V208H15ZM43 209H44V208H43ZM58 209H59V208H58ZM62 209H63V208H62ZM75 209H76V208H75ZM161 209H162V205H161ZM19 210H20V209H19ZM22 210H23V209H22ZM45 210H46V209H45ZM73 210H74V209H73ZM76 210H77V209H76ZM82 210H83V209H82ZM2 211H4V210H2ZM2 211H0V212H2ZM10 211H11V210H10ZM39 211H40V210H39ZM39 211L36 212V213H37L36 215L34 214V217H35V216H40ZM51 211H52V210H51ZM54 211H55V210H54ZM60 211H61V210H60ZM65 211H66V210H65ZM77 211H78V210H77ZM79 211H81V210L79 209ZM90 211H91V210H90ZM29 212H30V211H29ZM56 212H57V210H56ZM71 212H72V211H71ZM75 212H76V211H75ZM85 212H86V211H85ZM87 212H88V211H87ZM2 213H3V212H2ZM32 213H33V211H32ZM32 213H31V214H32ZM52 213H53V212H52ZM63 213H64V212H63ZM67 213H70V212H67ZM76 213H77V212H76ZM76 213H75V214H76ZM81 213H82V212H81ZM83 213H84V212H83ZM106 213H107V212H106ZM27 214H28V213H27ZM31 214H30V215H31ZM84 214H85V213H84ZM87 214H88V213H87ZM24 215H25V214H24ZM52 215H53V214H52ZM67 215H68V214H67ZM69 215H70V214H69ZM73 215H74V214H73ZM77 215H78V214H77ZM79 215H80V214H79ZM172 215H173V214H172ZM17 216L19 217L18 214H17ZM27 216H29V215H27ZM47 216H48V215H47ZM71 216H72V215H71ZM22 217H23V216H22ZM55 217H56V216H55ZM77 217H78V216H77ZM77 217H76V218H77ZM88 217H89V216H88ZM141 217H142V216H141ZM26 218L29 219L30 216H29V218H28V217H26ZM47 218H48V217H47ZM53 218H54V216H53ZM57 218H58V217H57ZM68 218H69V217H68ZM81 218H82V217H81ZM83 218H84V217H83ZM83 218H82V219H83ZM85 218H86V217H85ZM85 218H84V222H83V220H81V219L78 218V219H79L78 222H77L78 225H77V224L75 225V223H74V225L76 226V227L74 228L75 231H74L73 227L71 228V225H69L70 228L67 227L68 230H66V232H68V231H72V230H73V231H74L73 233H75V232H76V228H77V226H78V228H79V225L81 224V223L79 224V221L83 222V224H84V223H85V220H86ZM128 218H129V217H128ZM137 218H138V217H137ZM139 218H140V217H139ZM148 218H149V217H148ZM24 219H25V217H24ZM24 219H23V220H24ZM31 219H32V218H31ZM36 219H37V218H36ZM89 219H90V218H89ZM145 219H146V218H145ZM154 219H155V217H154ZM16 220H17V217H16ZM16 220H15V221H16ZM52 220H54V219H52ZM87 220H88V219H87ZM140 220H141V219H140ZM24 221H26V220H24ZM22 222H23V221H22ZM52 222H53V221H52ZM61 222H62V221H61ZM89 222H90V221H89ZM143 222H144V221H143ZM159 222H160V221H159ZM15 223H17V222H15ZM15 223H14V224H15ZM39 223H40V222H39ZM53 223H54V222H53ZM63 223H64V222H63ZM126 223H129V222H126ZM157 223H158V222H157ZM162 223H163V222H162ZM214 223H215V222H214ZM1 224L3 225V224H6V223L3 222V223H1ZM18 224H19V223H18ZM68 224H69V223H68ZM88 224H89V223H88ZM140 224L142 225V222H141ZM165 224H166V223H165ZM172 224H173V223H172ZM16 225H17V224H16ZM34 225H35V224H34ZM40 225H42V226H41V229H39V228H38V229L40 230L41 233H39V230H38V232H37V233H39V234H42L44 231H46V233H47V231H48V233H50V234H51V232L53 233V231H58V232L61 231L60 229H59V230H55L54 228H55L56 226L53 227L54 225H53L52 227H50L51 225L48 226V225H46V224H42V223H41ZM66 225H67V224H65L64 226H66ZM84 225H85V224H84ZM84 225H81V228H82ZM90 225H91V224H90ZM135 225H136V224H135ZM137 225H138V224H137ZM19 226H20V224H19ZM19 226H18V227H19ZM22 226H23V224H22ZM58 226L61 227L59 224H58ZM58 226H57V228H58ZM72 226H73V225H72ZM138 226H139V225H138ZM165 226H166V225H165ZM173 226H174V225H173ZM5 227H6V226H5ZM62 227H63V225H62ZM84 227H85V226H84ZM91 227H92V226H91ZM131 227H132V226H131ZM136 227H137V226H136ZM175 227H176V226H175ZM7 228H8V226H7ZM9 228H10V227H9ZM22 228H23V227H22ZM29 228H30V227H29ZM34 228H35V227H34ZM47 228H48L49 230H48ZM64 228H65V227H64ZM64 228H63V229H64ZM78 228H77V229H78ZM132 228H133V227H132ZM137 228H140V227H137ZM166 228H167V227H166ZM18 229H19V228H18ZM20 229H21V228H20ZM79 229H80V228H79ZM89 229H90V228H89ZM2 230H4V229H2ZM5 230H6V229H5ZM15 230H17V228H16ZM169 230H170V229H169ZM176 230H177V229H176ZM183 230H184V229H183ZM8 231H9V230H8ZM10 231H11V230H10ZM18 231H19V230H18ZM33 231H34V230H33ZM33 231H32V233H33ZM170 231H171V230H170ZM177 231H178V230H177ZM34 232H35V231H34ZM58 232H57V233H58ZM88 232H89V231H88ZM90 232H91V231H90ZM111 232H112V231H111ZM113 232H114V231H113ZM165 232H166V231H165ZM172 232H173V227H172ZM24 233H25V232H24ZM73 233H72V234H73ZM91 233H92V232H91ZM105 233H107V232H105ZM108 233H110V232H108ZM108 233H107V234H108ZM118 233H119V231H118ZM128 233H129V232H128ZM160 233H161V232H160ZM167 233H168V232H167ZM176 233H178V232H176ZM11 234H12V233H11ZM11 234H10V235H11ZM18 234H20V232H18ZM22 234H23V231H22ZM43 234L45 235V232H44ZM50 234H49V235H50ZM54 234H55V233H54ZM58 234H59V233H58ZM61 234H62V233H61ZM79 234H80V233H79ZM131 234H132V233H131ZM135 234H136V233H135ZM164 234H165V233H164ZM169 234H170V233H169ZM169 234H168V235H169ZM36 235H37V234H36ZM56 235H57V234H56ZM62 235H63V234H62ZM62 235H61V236H62ZM73 235L78 236L77 233H76V234H73ZM109 235H111V234H109ZM117 235H118V234H117ZM123 235H124V234H123ZM125 235H126V234H125ZM166 235H167V234H166ZM16 236H17V235H15V237H16ZM18 236H20V235H18ZM18 236H17V237H18ZM33 236H34V235H33ZM42 236H43V235H42ZM45 236H46V235H45ZM58 236H60V234H59ZM70 236H71V235H70ZM112 236H113V234H112ZM129 236H130V235H129ZM138 236H139V235H138ZM157 236H158V235H157ZM11 237H12V235H11ZM17 237H16L15 239H13V240L16 241ZM23 237H24V236H23ZM47 237H48V238H47ZM47 237H46V238H47L49 241H50L52 238H53L54 240H56V241H57V238H58V240H61V237H57V236L55 237L56 239H55L53 236H50V237L47 236ZM71 237H73V236H71ZM80 237H81V236H80ZM80 237H79V238H80ZM82 237H83V236H82ZM87 237H89V236H87ZM103 237H104V236H103ZM106 237H107V236H105V238H106ZM109 237H110V236H109ZM116 237H117V236H115V238H116ZM126 237H127V236H126ZM136 237H137V236H136ZM136 237H135V238H136ZM161 237H162V236H161ZM170 237H171V236H170ZM179 237H180V236H179ZM26 238H27V237H26ZM39 238H40V237H39ZM43 238H44V236H43ZM46 238L43 239V240H45V241H43V242H45V244H47L46 246L48 247V243H46V241H47V242H49V241L46 240ZM49 238H51V239H49ZM59 238H60V239H59ZM92 238H93V237H92ZM92 238H91V239H92ZM95 238H96V237H95ZM110 238H111V237H110ZM127 238H128V237H127ZM130 238H131V237H129V239H130ZM133 238H134V237H133ZM159 238H160V236H159ZM163 238H164V237H163ZM167 238H169V237L167 236ZM33 239H34V238H32V242L34 243L35 241H34ZM53 239H52V241H51L52 243L54 242ZM64 239H65V238H64ZM64 239L62 238V242L65 241L67 238H66L65 240H64ZM69 239H70V238H69ZM73 239H74V237H73L72 239H70V240L74 241ZM77 239H78V238H77ZM101 239H102V238H101ZM113 239H114V238H113ZM139 239L142 240L143 237H142V238H139ZM152 239H153V238H152ZM171 239H172V238H171ZM171 239H170V240H171ZM176 239H177V238H176ZM18 240H20V239H18ZM26 240H27V239H26ZM26 240H25V238H24V239L22 238V240H20V242H21V241H24V242H25ZM28 240H30V237L28 238ZM40 240H41V238H40ZM88 240H90V239H88ZM97 240H98V239H97ZM116 240H117V239H116ZM123 240H124V239H123ZM123 240H122V241H123ZM125 240H127V239L125 238ZM125 240H124V241H125ZM153 240H155V239H153ZM153 240H152V241H153ZM165 240H167V239H165ZM165 240L160 244V247H159L158 251H154V250H157L156 248H155L154 250H151V251H153L151 254L155 257V261H156V262H159V261L162 259V257L165 256V255L167 254V252H168L169 243H168V241H165ZM30 241H31V240H30ZM36 241H37V240H36ZM94 241H95V240H94ZM103 241H104V240H103ZM109 241H110V240H109ZM118 241H119V240H118ZM124 241H123V242H124ZM128 241H129V240H128ZM132 241H133V240H132ZM175 241H176V240H175ZM178 241H179V238H178ZM24 242L22 243L23 245H24ZM32 242H30V243H32ZM57 242H58V243H57V245H58V244H59V241H57ZM62 242H60V244H61ZM76 242H77V241H76ZM87 242H88V241H87ZM91 242H92V240H91ZM112 242H113V241H112ZM120 242H121V241H120ZM134 242H135V241H134ZM137 242H138V241H137ZM26 243H27V242H25V246H26V245H29V243H28V244H26ZM55 243H56V242H55ZM63 243H64V242H63ZM98 243H99V241H98ZM98 243H97V244H98ZM107 243H108V241H107ZM128 243H129V242H128ZM130 243H132V242H130ZM138 243H139V242H138ZM176 243H178V242H176ZM16 244H19V241H17ZM34 244H35L36 246L38 245V244H36V242H35ZM45 244H44V245H45ZM114 244H115V240H114ZM117 244H118V242H117ZM117 244H115V245H117ZM153 244H154V243H153ZM155 244H156V243H155ZM11 245L13 246V245H15V244L13 243V244H11ZM19 245H20V244H19ZM19 245H17V246H18V247H20V246L22 247V245H20V246H19ZM30 245L32 246V244H30ZM35 245H34V246H35ZM98 245H99V244H98ZM98 245H97V246H98ZM109 245H110V244H109ZM120 245H122V244H120ZM126 245H127V241H126ZM130 245H132V244H130ZM130 245L128 244L127 246L130 247ZM146 245H147V244H146ZM174 245H176V244H174ZM34 246H32V247L34 248ZM52 246H56V245H54V243H53ZM52 246H51V247H52ZM153 246H154V245H153ZM32 247H31V248H32ZM38 247H39V246H38ZM47 247H45V248L47 249ZM95 247H96V246H95ZM122 247H123V246H122ZM148 247H149V246H148ZM22 248H23V247H22ZM45 248H44V249H45ZM53 248H54V247H53ZM92 248H93V247H92ZM101 248H102V247H101ZM106 248H107V247H106ZM120 248H121V246H120ZM132 248H133V247H132ZM137 248H138V247H137ZM170 248H171V247H170ZM49 249H50V248H49ZM59 249H60V248H59ZM74 249H75V248H74ZM98 249H100V248H98ZM98 249H97V250H98ZM111 249H112V248L110 247V250H111ZM113 249H114V247H113ZM116 249H117V248H116ZM122 249H123V248H122ZM133 249H134V248H133ZM149 249H150V247H149ZM42 250H43V247H42ZM47 250H48V249H47ZM75 250H76V249H75ZM92 250H93V249H92ZM92 250H91V251H92ZM174 250H175V249H174ZM107 251H108V249H107ZM117 251H118V250H117ZM117 251H116V252H117ZM123 251H124V250H123ZM126 251H127V250H126ZM126 251H124L122 254H121L120 251H118V252H117V255H119V256H117V258H118V257H122V256H124V255L126 254V259H127V253H126ZM130 251H131V250H130ZM151 251H150V252H151ZM113 252H114V251H113ZM134 252H135V251H134ZM145 252H146V251H145ZM172 252L174 253V251H172ZM172 252H171V254L174 256V254H173ZM85 253H86V252H85ZM105 253H106V252H105ZM131 253H133V252H131ZM148 253H149V252H148ZM190 253H191V252H190ZM86 254H87V253H86ZM100 254H101V253H100ZM110 254H111V252H110ZM112 254H113V253H112ZM112 254H111V256H112ZM114 254H115V253H114ZM114 254H113V255H114ZM151 254L149 253L150 256H151ZM169 254H170V253H169ZM89 255H90V253H89ZM94 255H95V254H94ZM106 255H107V254H106ZM115 255H116V254H115ZM135 255H136V254H135ZM146 255H147V254H146ZM190 255H191V254H190ZM84 256H85V255H84ZM86 256H87V255H86ZM92 256H93V255H92ZM92 256H91V257H92ZM129 256H131V255H129ZM133 256H134V255H133ZM140 256H141V255H140ZM91 257H90L89 260H91ZM96 257H97V256H96ZM101 257H102V256H101ZM144 257H145V256H144ZM147 257H148V256H147ZM151 257H152V256H151ZM83 258H84V257H83ZM114 258H115V257H114ZM117 258H115V259H117ZM123 258H124V257H123ZM129 258H130V257H129ZM169 258H170V256H169ZM171 258H172V257H171ZM86 259H88V258L86 257ZM94 259H95V258H94ZM110 259H111V258H110L109 256H105V255H104L103 258H102V261L100 260V262H99V261H96V259L93 260V257H92L93 263L95 262L94 264H98V262H99V264H107V262H108ZM120 259H121V258H120ZM133 259H134V257H133ZM133 259H132V260H133ZM135 259H136V258H135ZM148 259H149V258H148ZM92 260H91V261H92ZM112 260H113V258H112ZM117 260H118V259H117ZM165 260H166V259H165ZM129 261L131 262V260H129ZM142 261H143V260H142ZM153 261H154V260H153ZM155 261H154V262H155ZM168 261H169V260H168ZM89 262H90V261H89ZM110 262H111V261H110ZM119 262H120V261H118V263H119ZM121 262H123V261H121ZM125 262H126V261H125ZM125 262H124V263H125ZM165 262H166V261H165ZM165 262H163V263L165 264ZM169 262H170V261H169ZM86 263H87V262H86ZM91 263H92V262H91ZM112 263H113V262H112ZM112 263H110V264H112ZM115 263H116V262H115ZM118 263H116V264H118ZM127 263H128V262H127ZM134 263H135V262H134ZM148 263H149V261H148ZM159 263H160V262H159ZM163 263H162V264H163ZM88 264H89V263H88ZM113 264H114V263H113ZM135 264H139V263H135ZM146 264H147V263H146ZM149 264H150V263H149ZM170 264H171V263H170Z\"/></svg>", "mask_w": 264, "mask_h": 264}]
</instances>
